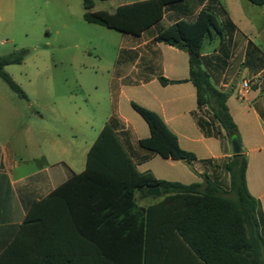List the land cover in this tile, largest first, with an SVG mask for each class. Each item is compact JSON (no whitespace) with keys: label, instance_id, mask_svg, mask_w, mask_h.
Wrapping results in <instances>:
<instances>
[{"label":"crops","instance_id":"crops-1","mask_svg":"<svg viewBox=\"0 0 264 264\" xmlns=\"http://www.w3.org/2000/svg\"><path fill=\"white\" fill-rule=\"evenodd\" d=\"M139 1L144 0L120 3L117 7ZM254 6L248 0H183L166 6L162 19L140 34L122 33L127 38L119 48L115 77L107 86L110 111L101 117L97 135L109 125L140 172L186 185L205 184L208 175L227 191L229 177L223 165L235 154L232 145H222L218 139L203 135L192 116L197 103L196 89L189 78L188 54L155 38L180 20L194 21L202 9L215 12L221 21L229 19L234 26L232 33L226 30L223 36L213 31L205 39L202 68L212 84L227 95L229 113L240 137V153L247 159V188L257 200V218L264 237V52L252 41L256 27L249 14ZM160 78L169 83L163 85ZM244 80H252L253 84L240 98L238 92ZM26 100V111H21L0 84V255L22 226L30 206L47 199L86 169L91 147L80 163L71 159L61 144L58 106L52 102L35 111ZM132 103L158 114L177 136L180 147L196 155L192 163L197 176L185 169L184 163L188 162L164 159L139 146V140L149 137L150 132L127 109L126 104ZM29 109L31 112H27ZM16 120L21 123L19 130ZM212 139L219 142L217 149L211 147ZM68 143L73 141L68 139ZM195 143L199 152L188 147ZM65 195L41 210V226H53V236L40 242L43 255L37 256L38 264H142L136 240L107 234L98 240L77 237L70 226H122V217L94 219L90 207L78 201L85 199L84 194L74 191ZM64 197L69 201H64ZM161 198L136 194L137 204L144 208ZM169 245V249L161 251L151 246L147 264H200L179 243Z\"/></svg>","mask_w":264,"mask_h":264},{"label":"trees","instance_id":"trees-1","mask_svg":"<svg viewBox=\"0 0 264 264\" xmlns=\"http://www.w3.org/2000/svg\"><path fill=\"white\" fill-rule=\"evenodd\" d=\"M180 1L183 0H144L121 5L110 13L93 12L94 1L83 0V18L90 24L138 35L162 19L166 6ZM248 1L264 5V0ZM233 29L229 19L221 21L215 12L202 9L194 21L180 20L155 38L188 54L189 78L196 89L197 103L192 116L205 137L216 138L222 145L231 144L232 140L240 142V137L229 113L227 95L212 84L202 68V47L213 31L224 36V31L230 34ZM27 54V49H20L0 58V79L25 100L26 94L3 67L22 63ZM160 82L169 83L164 78ZM131 105L150 132L149 137L139 140L141 148L164 159L188 163L196 160L194 153L180 147L177 136L158 114L136 103ZM223 167L229 175V191L208 175L205 184L186 185L158 179L151 172L138 171L117 134L105 125L88 150L86 169L47 199L30 206L22 226L0 255V264H38L37 256L43 255L40 242L53 236V226H41L44 224L41 210L74 191L84 194L85 199L78 201L90 207L94 219L122 217L119 222L123 225L70 226L72 232L79 238L92 240L106 234L136 240L142 264H147L151 246L161 251L176 242L200 264H264L258 203L246 184L247 159L241 153L233 154ZM154 186L160 188L162 198L147 208L140 207L136 194L148 197L147 188ZM64 201L69 200L64 197Z\"/></svg>","mask_w":264,"mask_h":264},{"label":"rangeland","instance_id":"rangeland-1","mask_svg":"<svg viewBox=\"0 0 264 264\" xmlns=\"http://www.w3.org/2000/svg\"><path fill=\"white\" fill-rule=\"evenodd\" d=\"M128 1L133 0H94L93 11L112 13L118 4ZM252 8L249 15L256 27L253 45L264 52V5ZM83 13V0H0V58L28 50L22 63L6 65L3 70L27 95L33 110L40 111L52 102L58 106L62 148L77 163L96 139L101 117L110 111L107 86L115 77L119 48L127 38L118 31L86 22ZM0 84L16 106L26 111L28 101L2 79ZM126 107L147 125L130 104ZM15 126L19 130L21 123L16 120ZM211 144L213 150L219 147L215 139ZM196 145L188 147L199 152ZM184 166L195 174L192 162ZM178 169L183 167H174Z\"/></svg>","mask_w":264,"mask_h":264},{"label":"water","instance_id":"water-1","mask_svg":"<svg viewBox=\"0 0 264 264\" xmlns=\"http://www.w3.org/2000/svg\"><path fill=\"white\" fill-rule=\"evenodd\" d=\"M231 145H232L234 153L239 154L241 151L239 142L237 140H232ZM146 194L148 196H152V197H156V198L162 197V193H161L160 188L158 186L147 188Z\"/></svg>","mask_w":264,"mask_h":264},{"label":"built area","instance_id":"built-area-1","mask_svg":"<svg viewBox=\"0 0 264 264\" xmlns=\"http://www.w3.org/2000/svg\"><path fill=\"white\" fill-rule=\"evenodd\" d=\"M252 84H253L252 80H244L241 83V87H240V90L238 92V95L240 98H243L245 96V94L251 89Z\"/></svg>","mask_w":264,"mask_h":264}]
</instances>
